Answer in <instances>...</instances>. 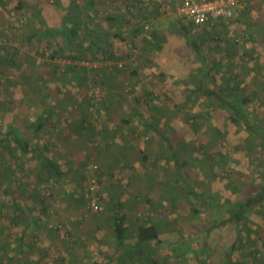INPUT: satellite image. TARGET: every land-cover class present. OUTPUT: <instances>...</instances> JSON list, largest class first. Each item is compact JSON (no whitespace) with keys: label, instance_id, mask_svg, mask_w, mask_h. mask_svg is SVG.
I'll use <instances>...</instances> for the list:
<instances>
[{"label":"rangeland","instance_id":"obj_1","mask_svg":"<svg viewBox=\"0 0 264 264\" xmlns=\"http://www.w3.org/2000/svg\"><path fill=\"white\" fill-rule=\"evenodd\" d=\"M6 1V6L0 5V58L6 51L1 45L11 52L16 48L20 66L0 61L1 130L23 126L49 109L44 126L39 133L30 134V142L49 145V153L59 157L62 153L58 141L47 130L54 113L71 119L86 117L91 123L105 117L107 127L116 126L122 136L119 138L128 141L130 136L123 134L139 124L132 122L136 113L127 117L137 107L136 112L140 111L148 121L155 123L157 118L161 119L157 125L170 135L181 159L186 160L185 168L193 183L200 189L239 199L262 185L259 177L264 151L259 143H249L245 126L235 125L226 109L214 105L216 99L211 103L207 95H189L188 88L199 84L203 71L208 73L207 83L212 88H217L218 82L235 85L234 77L239 81V92L250 98L251 118L264 125V0H250L249 10L236 27L217 38H204L205 68L183 35L181 22L188 20L175 10L178 0H96L89 25L102 34L104 41L113 44L114 54L107 55L85 49L86 37L75 43L73 53L65 44L59 49L53 39L38 41L28 37L29 32L45 24H65L66 8L76 3L83 7L86 0H25L24 9L16 8L18 0ZM168 4L167 9L162 8ZM136 27L139 35H135ZM153 29L165 40L161 50L147 53L142 48L143 38L152 34ZM191 29L195 35L207 33L195 25ZM240 29L248 33L243 41L235 36ZM119 30L122 37L114 35ZM90 132L93 145H86L87 149L79 147L82 151L77 160L72 156L70 163H61L68 184L41 172L36 154L13 161L12 188H38L50 205L43 212V203L28 195L25 201L33 208V222L25 227L26 219H15L11 204L12 194L19 195L18 192L6 193L0 187V247L6 244V249H0V264H13V260L6 262L5 256H14L10 245L21 242V237L32 243L74 240L78 247L86 248L84 252L87 250L79 264L90 260L98 264H196V248L202 238L197 230L211 222L214 212L202 207L194 214L192 202L186 197H180L171 207L167 194L145 180L142 189L147 193L142 195L146 199L128 218L127 240L132 246L138 226L152 219L161 223V241H150L144 248L150 257L134 248L116 249L113 221L103 216V209L91 212L87 207L89 175L94 163L100 166L93 158L97 133L93 128ZM135 139L147 155L145 161L151 176L162 179L173 173L174 162L158 134L143 127ZM13 148L16 150L15 145ZM220 151L225 153V160L219 158ZM0 155V172H4L6 166L1 165V159H6L7 153L2 145ZM71 227L79 230L73 231ZM241 227L243 246L235 248L232 258L245 256L248 264L264 263V204L256 206ZM49 230H54L56 239ZM238 234H234L233 227L218 232L213 238L215 256L226 257L227 245L236 241Z\"/></svg>","mask_w":264,"mask_h":264},{"label":"trees","instance_id":"obj_2","mask_svg":"<svg viewBox=\"0 0 264 264\" xmlns=\"http://www.w3.org/2000/svg\"><path fill=\"white\" fill-rule=\"evenodd\" d=\"M95 4L96 0H86L83 7L76 3L74 6L66 8V14L67 12L68 14L66 16L67 22L65 24L63 23L59 26L45 24L44 27L29 32V39H36L38 41L53 39L57 46L60 45L58 47L59 49L63 47L61 44H65L68 47V51L73 53L76 51L75 43H77L81 37H86L88 43L85 49L88 48L95 52H100L102 55L114 54L113 44L110 41H104L101 38L102 34L89 25V18ZM0 5L6 6L7 1L0 0ZM26 6L27 3L25 0H18L16 4L17 9H24ZM181 25L184 29L183 35L187 38L188 44L198 55L202 67L205 68L207 56L203 48V43L206 36L201 34L195 35L191 29L193 24L190 21H188V23L181 22ZM134 32L135 35H139V28L136 27ZM121 34L122 32H120V30L114 33L116 36ZM150 35L151 37L146 36L143 38V50L147 53L161 50L163 48V41L165 40L164 37L160 36L159 31L156 29H153L152 34ZM120 37H122V35ZM1 46L6 51L3 54L4 56L0 58V61L19 67L20 61L18 59V50L12 48L13 52H11L9 47L5 45ZM73 57L74 56H72V58ZM201 76L199 84L196 87L189 88V94L193 95L195 93L196 95H207L211 103H213V99H216L214 105L226 109L229 112L230 119L235 125L243 124L245 126L249 133V143H259L261 149L264 151V125H262L259 120H253L251 118L249 111L250 98L239 92V81L232 77L235 81V85L225 86L221 85L223 82H218L217 88H212L210 84L207 83V81L209 82L208 73L203 71ZM47 116L48 110L44 109L35 119L23 126L14 125L6 130L0 129V145L5 148L7 153L6 159H1V165H5L6 170L0 172V187H2L6 193L18 192L19 195H16L15 193L12 194L13 198L11 204L16 213V217L14 218L18 219V217H23L24 220L26 219L27 224L25 227L33 222L30 216L33 208L25 201L28 195L33 199L37 198L38 201L43 203V212H46L49 209L48 207L50 203H48L46 197L40 190H38V188H23L21 190L12 188L14 174L11 173V170L15 171V168L12 166L13 161L16 158L21 160L23 156L28 154H36L39 159V169L41 172H46L49 177H56L57 179L65 175L61 163L49 153V145H42L41 142L33 145L30 142L31 135H35L41 131ZM160 121L161 119L157 118V122L154 123L142 117L144 126L151 128L154 133L161 137L164 145L170 153L172 161L174 162L175 170L168 177L162 179H157L148 173L144 175L145 178L150 184L159 187L163 193L167 194L171 207L176 205L180 197H186L188 201L191 200L192 202V211L194 214H198L202 207H206L211 212H214V216H212L214 218H212L211 222L204 224L202 230H197V233L202 235V238L199 240V246L196 248V264H222L223 262L226 264H248V260L245 256L241 258H232V255L236 247L241 248L243 246V241L240 237V232L243 230L241 227L242 223L245 220H248L249 213L254 210L256 206L264 204V167L262 168L259 177L262 185L256 190H249L246 197L232 199L231 194L225 196L220 193H207L193 183L188 169L185 168L187 165L186 160L181 159V154L170 135L164 130H160L159 125H157ZM13 145L16 146V150H14ZM141 152L143 155L142 160H145L147 155L143 153L144 151L141 150ZM217 154L220 159H226L225 153L220 151ZM65 182L68 184L67 180ZM149 199L150 198H148V200ZM113 225L116 232L118 246L123 250L131 248V245L127 240L129 226L126 222V217L123 215L114 217ZM232 227L234 228V234L239 232L236 241L232 240V242L227 245L225 250L226 257H216L213 248L214 236H216L218 232ZM160 229L161 223L157 220L151 219L145 224H140L136 233L137 236L134 242V251H138L140 254L147 253L144 251V248L147 247L150 241H161ZM248 229L251 230V227H248ZM23 240L24 238L21 237L20 241L22 242ZM174 250L175 249H173V251ZM147 255L148 257L151 256L150 253H147ZM152 262H154V260H152ZM93 264H96V262Z\"/></svg>","mask_w":264,"mask_h":264},{"label":"crops","instance_id":"obj_3","mask_svg":"<svg viewBox=\"0 0 264 264\" xmlns=\"http://www.w3.org/2000/svg\"><path fill=\"white\" fill-rule=\"evenodd\" d=\"M153 2L156 1L154 0ZM199 27L203 30H207V33L204 34L206 37L209 35L216 38V35H220L221 30L208 26ZM227 30H230V27H225V30L222 32H226ZM216 65L219 66L218 63H216ZM47 110L49 111V109ZM137 110V107L133 108L132 112L127 117L129 119L131 114L134 116L136 113L137 115L132 118V122L135 125L137 123L139 124L136 128L131 129L130 133L123 134V136H130L129 142L119 138L121 135L117 128H115L116 126L114 128L110 126L107 127L106 124H108V122L105 120V117L91 123L89 121L90 119L86 117L83 118L82 116H78L71 119L54 113L51 115L52 117L50 116L51 122L47 126V130H50V132L55 135L58 141L59 151L62 153V155L55 158L65 165L66 163H70L72 156L77 160V156L82 151L79 147L85 146V149H87L86 145H93L90 130L91 128L95 130V133H97V140L95 141L97 147L95 152H93V158L94 161L96 160L95 162L100 163L101 169V209H103V216L109 218L111 221H113L114 217L123 215L126 217L127 222L130 214L137 211L136 209L139 207L142 199H146V197L142 195V193H147L146 189H142L145 188V186H143V181L145 180L148 182L144 175L150 173L147 171V162L142 160L143 155L141 150L144 151L143 146L140 145L138 139H135L142 133V128L146 127L142 122V117L145 118V116L141 114L140 111L136 112ZM73 147H78L79 152L74 154L78 148ZM83 157H81V160ZM59 180L65 183V175L60 177ZM148 185L151 186L152 184L148 182ZM71 194L74 196L73 193ZM87 198L86 195V199ZM69 229L73 231L79 230L77 227H71ZM48 233L56 239L54 230H49ZM77 245V242L69 238L68 241L64 240V242L47 241L32 243L25 240L10 245V249H14L15 253L13 257H8L6 255L5 261L13 260V264H79L82 258L87 256V250L84 252L83 250L86 248H81ZM118 248L122 250L117 242L116 249ZM131 248H134V244H132ZM0 249H6V244L5 246L2 245ZM47 254H49V256H47ZM107 257L112 258V255L108 254ZM94 262L95 261L90 260L86 264H93ZM96 264L98 263L96 262Z\"/></svg>","mask_w":264,"mask_h":264},{"label":"built area","instance_id":"obj_4","mask_svg":"<svg viewBox=\"0 0 264 264\" xmlns=\"http://www.w3.org/2000/svg\"><path fill=\"white\" fill-rule=\"evenodd\" d=\"M169 4L162 8L167 9ZM250 7V0H178L174 4L177 13L195 26H208L218 30H225V27H236L243 19ZM232 26V27H231ZM148 28V24H145ZM233 33V31L231 32ZM151 37L150 34H147ZM239 41L247 36V31L240 29L235 35ZM219 35H216V38ZM100 166L93 164L88 179V203L87 207L91 212H97L102 208V192L100 189Z\"/></svg>","mask_w":264,"mask_h":264}]
</instances>
